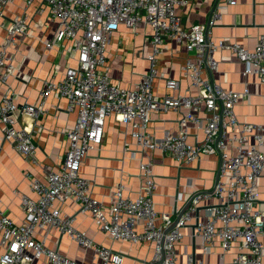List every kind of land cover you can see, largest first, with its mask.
Returning <instances> with one entry per match:
<instances>
[{
    "label": "built area",
    "instance_id": "built-area-1",
    "mask_svg": "<svg viewBox=\"0 0 264 264\" xmlns=\"http://www.w3.org/2000/svg\"><path fill=\"white\" fill-rule=\"evenodd\" d=\"M239 1L217 2L206 22L185 26L179 9L189 0H0V29L5 32L0 41L3 140L30 164L39 166L43 174L40 178L29 170L24 172L34 196L14 190L24 212L20 222L10 216L0 199L4 248L0 264H28L41 256L49 264H82L48 246L52 229L92 249L100 264H122L121 252L97 242L76 225L79 215L91 218L112 242H150L154 247L152 263L191 264L189 252L185 262L178 260L176 244L194 213L195 233L201 237L204 252H217L223 261L234 250L233 264H264V244L260 241L264 236V208L259 191L264 172V122L238 119L235 106L249 95L248 88L228 90L206 75L218 68L216 53L227 49L245 64V75H257L264 85V33L258 35L253 49L214 34L228 7ZM12 5L15 9L10 8ZM36 16H45L56 24L53 37L41 39L45 48L61 46L75 64L60 78L54 75L44 81L37 103L25 101L20 106L9 82L14 72L12 50L28 35ZM122 24L134 33L140 26L151 29L149 69L130 87L112 81L106 54ZM168 41L185 49L180 72L188 83L186 91L181 90V79L160 70L159 57ZM160 79L164 82L163 94L155 91ZM52 94L67 99V109L78 112L74 127L66 134L68 149L56 168L37 158L38 144L21 122L23 115L35 118L44 113ZM170 110L181 113L178 129L159 137L149 130L150 113ZM110 116L125 125L140 150L139 157L135 156L132 143L125 141L124 150L138 159L140 189L136 196L127 191L130 174L120 176L108 194L98 197L94 194L95 181L81 172L90 150L102 144ZM191 125L203 133L201 139L195 135L194 143L188 141ZM157 149L180 166L200 160L203 154L220 158L219 179L213 190L191 192L185 200L187 208L183 211L175 207L173 217L155 209L158 184L152 152ZM210 197L217 202L207 206L206 218L201 220L200 203ZM176 200H182V193ZM70 204L74 205L72 212L67 210Z\"/></svg>",
    "mask_w": 264,
    "mask_h": 264
},
{
    "label": "crops",
    "instance_id": "crops-1",
    "mask_svg": "<svg viewBox=\"0 0 264 264\" xmlns=\"http://www.w3.org/2000/svg\"><path fill=\"white\" fill-rule=\"evenodd\" d=\"M22 1L18 0V3ZM189 1L186 7L179 9L185 26L206 22L213 6L222 0ZM10 8L15 9V6L12 5ZM36 17L35 25L31 26L28 35L22 37L16 50H12L15 51V57L12 60L14 72L10 75L9 82L18 94L17 103L20 106L25 101L37 103L44 81L53 78L54 75L60 78L69 66L75 64V60L69 58L61 46L52 50L45 48L41 39H51L56 24L48 21L45 16ZM37 21L42 24L36 25ZM4 33V30L0 29V41ZM261 33H264V0H240L236 5L228 7L222 20L214 27L216 36L239 41L250 49L254 48L257 37ZM150 34L149 27L140 26L137 33H134L126 25H120L106 51L113 82L123 87H130L140 79L143 72L149 69L147 55L151 51L148 38ZM184 58V47L170 41L167 42L159 57L160 70L167 76L181 79L182 91H186L188 85L187 80L181 78L180 72ZM216 58L219 61L218 68L212 73L206 72L209 78L228 90L249 89V95L235 106L238 119L264 122V85L258 76L245 75V64L230 50L218 51ZM156 85L155 91L163 94L165 92L163 80L156 81ZM3 93L4 87L0 86V97ZM67 104V99H61L52 94L44 105V113H40L35 118H29L26 115L21 117L22 124L31 130L33 139L38 144L37 158L52 168H56L65 155L69 144L66 134L74 127L77 120V110H68ZM18 115H21L20 111ZM150 117L149 130L162 137L166 131H177L181 113L175 110L152 111ZM190 131L188 141L191 143L195 142L196 134L199 139L203 137L202 131L194 125H191ZM127 140L132 143L133 154L139 157L140 150L130 135L126 133L125 125L116 121L114 116L108 117L102 144L90 150L81 169L83 175L95 181L94 194L96 196L104 197L108 194L123 174H130L127 191L133 196L138 194L140 189L138 159L131 152L124 150V143ZM152 158L158 184L154 203L159 213H170L173 217L174 208L183 209L186 204L185 200L189 198L191 192L194 190L211 192L219 179L220 158L217 155L203 154L200 160L184 166H180L173 157L167 156L160 149L152 152ZM26 170L43 178L39 166L30 164L8 142L3 140L0 127V199L3 207L16 222L24 218V212L20 205V197L15 194L14 190L19 189L34 196L24 177ZM259 191L260 205L264 208V172L260 177ZM179 193H182V200L177 201ZM216 202L214 197L201 201L199 206L201 220L206 218L207 206ZM73 209V204L67 206L68 211L72 212ZM196 215L194 213L193 220L182 228L183 237L176 244L178 260L185 262L186 252H189L193 257L191 264H233L234 250L229 251L223 261L217 252L203 251L201 237L195 233ZM76 225L86 230L97 242L112 246L114 250L121 252L124 256L122 264H153L154 247L150 242L142 241L137 244L120 240L112 242L108 234L102 231L91 218L82 215L78 216ZM1 238L0 233V255L4 251ZM260 241L264 244V236L260 238ZM47 243L51 248L57 249L61 254L82 264H100V260L94 258L95 253L92 249L79 246L56 229L51 230ZM28 264H49V262L45 256H41Z\"/></svg>",
    "mask_w": 264,
    "mask_h": 264
},
{
    "label": "water",
    "instance_id": "water-1",
    "mask_svg": "<svg viewBox=\"0 0 264 264\" xmlns=\"http://www.w3.org/2000/svg\"><path fill=\"white\" fill-rule=\"evenodd\" d=\"M186 208H187V207H185V208L183 209V211H184ZM196 224H197V222H195L194 227H196ZM153 264H158V262H157V263H153Z\"/></svg>",
    "mask_w": 264,
    "mask_h": 264
},
{
    "label": "rangeland",
    "instance_id": "rangeland-1",
    "mask_svg": "<svg viewBox=\"0 0 264 264\" xmlns=\"http://www.w3.org/2000/svg\"><path fill=\"white\" fill-rule=\"evenodd\" d=\"M37 18V17H36ZM33 25H35V22L32 23Z\"/></svg>",
    "mask_w": 264,
    "mask_h": 264
}]
</instances>
